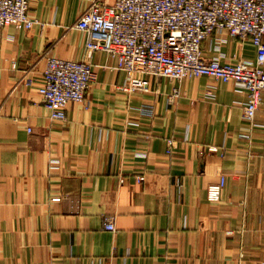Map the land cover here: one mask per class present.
<instances>
[{"label": "crops", "instance_id": "obj_1", "mask_svg": "<svg viewBox=\"0 0 264 264\" xmlns=\"http://www.w3.org/2000/svg\"><path fill=\"white\" fill-rule=\"evenodd\" d=\"M88 5L31 0L39 24L0 29V264H263L264 91L252 129L248 94L231 82L150 76L148 91L128 92L126 73L96 51L89 107L72 102L53 119L46 59L82 57L74 25ZM203 48L210 57V39ZM223 51L256 58L250 39Z\"/></svg>", "mask_w": 264, "mask_h": 264}, {"label": "built area", "instance_id": "obj_2", "mask_svg": "<svg viewBox=\"0 0 264 264\" xmlns=\"http://www.w3.org/2000/svg\"><path fill=\"white\" fill-rule=\"evenodd\" d=\"M30 2L0 0V29L13 25L30 30L39 24L29 13ZM74 27L86 33L82 57L48 56L43 70L44 102L53 119L65 120L72 102L89 107L87 94L97 78L90 58L103 51L114 59L112 69L126 73L121 88L128 92L148 91L150 76L180 81L205 75L231 82L248 94L244 119L252 129L259 125L255 119L264 91V0H89ZM230 38L250 39L255 60L234 54V61H226L223 46ZM208 39L210 57L203 48ZM179 96L175 86L169 99ZM243 137L250 139L249 134ZM137 179L143 181L145 175ZM224 183L222 176L209 187L211 199H219ZM104 227L115 231L114 218H107Z\"/></svg>", "mask_w": 264, "mask_h": 264}, {"label": "rangeland", "instance_id": "obj_3", "mask_svg": "<svg viewBox=\"0 0 264 264\" xmlns=\"http://www.w3.org/2000/svg\"><path fill=\"white\" fill-rule=\"evenodd\" d=\"M233 60H235V59H233ZM264 264V263H263Z\"/></svg>", "mask_w": 264, "mask_h": 264}]
</instances>
